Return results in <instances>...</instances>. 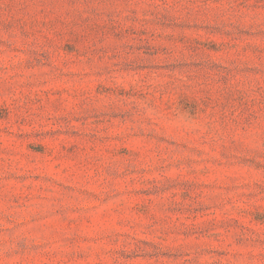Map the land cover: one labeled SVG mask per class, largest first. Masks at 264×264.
<instances>
[{"label": "rangeland", "instance_id": "374dc122", "mask_svg": "<svg viewBox=\"0 0 264 264\" xmlns=\"http://www.w3.org/2000/svg\"><path fill=\"white\" fill-rule=\"evenodd\" d=\"M0 264H264V0H0Z\"/></svg>", "mask_w": 264, "mask_h": 264}]
</instances>
